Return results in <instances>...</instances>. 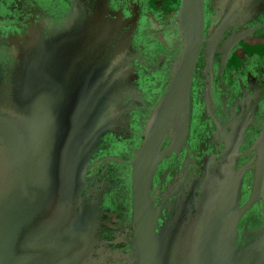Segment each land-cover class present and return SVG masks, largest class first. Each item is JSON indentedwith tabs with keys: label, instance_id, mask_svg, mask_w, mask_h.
Segmentation results:
<instances>
[{
	"label": "water",
	"instance_id": "obj_1",
	"mask_svg": "<svg viewBox=\"0 0 264 264\" xmlns=\"http://www.w3.org/2000/svg\"><path fill=\"white\" fill-rule=\"evenodd\" d=\"M10 1L17 18L0 35V264H264V124L244 152L249 124L215 126L224 148L203 159L202 174L189 169L188 143L195 82L203 119L215 122L216 87L240 43L264 32V0H208L207 12L205 0H179V46L136 141L131 113L146 95L132 44L138 12L124 16L109 0ZM259 62L240 68L249 110L261 92L246 77ZM183 149L170 179V169L158 177ZM124 168L126 181L110 180Z\"/></svg>",
	"mask_w": 264,
	"mask_h": 264
},
{
	"label": "flooded vegetation",
	"instance_id": "obj_2",
	"mask_svg": "<svg viewBox=\"0 0 264 264\" xmlns=\"http://www.w3.org/2000/svg\"><path fill=\"white\" fill-rule=\"evenodd\" d=\"M205 1L207 12L208 0ZM178 5L179 0H109V6L112 10H120L124 16H127V9L131 12H138L139 17V31L132 44L137 50L139 56L137 59L138 63L136 71L138 75V87L142 90L143 94L146 95L143 100L145 107L134 110L131 113L130 126L134 131L131 136L132 141H136L139 138L138 131L145 118L144 112L148 105L154 102L156 96L161 93L166 79L167 63L169 64L174 52L178 49L179 41H177V27L174 20ZM14 7L15 4L10 0H0V26H5L0 27V35L5 32L6 26L9 25L10 22H15L14 19L17 18V16L15 17L14 11L10 12ZM30 9H32V7H30ZM28 15H30V13H28ZM263 21L264 17L260 22ZM22 28H24V26H22ZM8 32H10L9 28L6 29V33ZM254 58L261 59V62H259L257 66L256 74H252V77L246 78L256 90L261 92V95L256 103L252 101V107L249 110V97L245 96V93L242 95V91H239V79H241L240 68H243ZM241 73L243 74V72ZM227 74L228 76H225L222 84H218L216 87V93L218 94H214L217 102H220L219 110L216 109V113H214L215 122L212 120V116H207L206 119H203L204 116L201 112L202 105L199 102L198 96L199 85L196 86V82L194 84L193 94L195 95V102L191 116L188 143L190 145L189 169L193 170L196 174H202V171H204L203 159L205 157L206 159L212 160L211 156H213V158L217 160L224 148L220 140V135L216 134L217 131L215 126L225 127L233 122V120L239 119L240 121H243L242 123L240 122V124L245 123L243 126H248L249 124L250 127L246 133L247 137L243 141L240 149V151L244 152L256 136L255 133L264 124V88L262 89L264 85V32L261 31L240 43L231 54ZM198 82H200V79ZM242 82L244 84L246 83L243 77ZM246 94L250 95L248 92H246ZM223 100H226L227 104L224 103ZM242 103L246 104V113L241 110ZM232 109L234 111L233 114ZM243 110H245L244 105ZM231 117H233L232 120ZM184 154H186V150L183 149L181 154H179L178 159L170 157L164 161L157 172L158 177L162 176L165 171H169L170 169L168 175H166L167 182L173 172L180 167L179 165L182 163ZM206 159L205 161H207ZM241 161L244 162L245 159L242 157ZM112 172L113 171L110 172L108 177L115 183H121L127 180L128 175L126 168L119 169L118 173L116 172L112 174ZM190 174L191 173H189V175ZM158 181L159 179L156 177L154 183L156 184ZM119 190L121 191V189ZM118 195L119 193L116 192L115 196ZM113 200L114 199L110 198L107 201V205L110 210L115 211L113 204L117 203L115 201L113 202ZM126 213L127 210L122 208V210L119 211L118 218L124 220L127 216ZM120 225H122V223H120Z\"/></svg>",
	"mask_w": 264,
	"mask_h": 264
}]
</instances>
